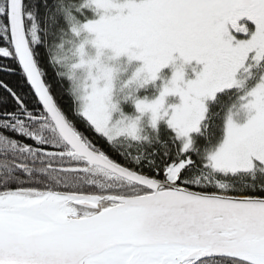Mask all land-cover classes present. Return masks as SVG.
Segmentation results:
<instances>
[{
    "label": "snow or ice",
    "instance_id": "1",
    "mask_svg": "<svg viewBox=\"0 0 264 264\" xmlns=\"http://www.w3.org/2000/svg\"><path fill=\"white\" fill-rule=\"evenodd\" d=\"M0 58V264H264V0H0Z\"/></svg>",
    "mask_w": 264,
    "mask_h": 264
},
{
    "label": "trees",
    "instance_id": "2",
    "mask_svg": "<svg viewBox=\"0 0 264 264\" xmlns=\"http://www.w3.org/2000/svg\"><path fill=\"white\" fill-rule=\"evenodd\" d=\"M0 63H11L10 61H6L3 58H0ZM15 67V65H12ZM0 79H5V80H12L13 82L17 79V76L5 73V72H0Z\"/></svg>",
    "mask_w": 264,
    "mask_h": 264
}]
</instances>
